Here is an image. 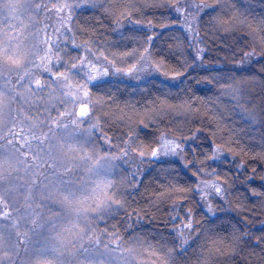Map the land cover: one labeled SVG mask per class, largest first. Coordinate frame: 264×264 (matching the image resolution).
<instances>
[{"label": "trees", "instance_id": "obj_1", "mask_svg": "<svg viewBox=\"0 0 264 264\" xmlns=\"http://www.w3.org/2000/svg\"><path fill=\"white\" fill-rule=\"evenodd\" d=\"M154 2L106 0L102 7L77 13L73 23L71 47L82 59L98 56L100 47L111 56L136 51L147 52L154 62L168 61L158 77L137 83L127 80V73L115 79L110 74L93 89L103 104L105 140L116 139L127 155L139 156L131 163L135 186L125 193L123 209L108 229L151 244L169 264H264V71L256 62L264 57L240 60V49L259 54L264 48L251 27L264 21V0H224V15L234 19L231 29L218 35L209 19L219 9L207 10L198 33L202 44L179 28L171 8L152 7ZM206 3L215 6V0ZM173 36L184 38L189 56L194 55L189 45L205 48L204 63L190 71L192 78L166 74L178 63ZM229 72L237 78L235 95L231 81L212 80ZM186 96L191 108L184 105ZM166 141L178 145L174 153ZM207 142L219 144L224 163L206 159ZM154 149L155 160H144L145 152ZM215 171L227 173L231 183L224 185V200L217 198L214 217L188 189L191 180L202 186L215 179L210 175ZM189 207L194 226L181 232Z\"/></svg>", "mask_w": 264, "mask_h": 264}, {"label": "rangeland", "instance_id": "obj_2", "mask_svg": "<svg viewBox=\"0 0 264 264\" xmlns=\"http://www.w3.org/2000/svg\"><path fill=\"white\" fill-rule=\"evenodd\" d=\"M105 3L0 0V264H169L151 244L108 229L139 156L105 140L93 89L110 74L147 81L160 67L147 52L73 54L77 13Z\"/></svg>", "mask_w": 264, "mask_h": 264}, {"label": "snow or ice", "instance_id": "obj_3", "mask_svg": "<svg viewBox=\"0 0 264 264\" xmlns=\"http://www.w3.org/2000/svg\"><path fill=\"white\" fill-rule=\"evenodd\" d=\"M152 7H167L171 8L176 16L178 17V20L176 23L179 25L180 29H183L185 33H187L191 39L194 42L204 43L203 41L199 40V28L201 24V18L203 14L210 9L218 8L219 11L212 15L209 19V23L211 25V29L213 33L219 34V32L224 31L227 32L232 27V21L234 19L233 17H227L224 15V0H215V6H209L208 3H206V0H155V2L151 5ZM169 24V22H167ZM253 28V31H255L257 34H259L260 39L264 41V21H262L259 25L251 26ZM151 39H154V37H151ZM172 39L175 41L174 47L175 51L179 53L177 59L178 63L176 65L171 66V71H166V74H171L173 79L184 77V79L192 78L190 77V71L194 70L195 68H199L205 60L206 51L204 47H198L195 43L192 45H189V47L194 48V55H187L184 51V38L173 36ZM241 51V63H244L246 61L252 60L253 57L259 56L264 57V48L261 49L260 53L257 54L254 50L248 51L244 49H240ZM257 63L260 64L261 71H264V62L257 60ZM157 63L158 67L166 69L168 67V61L164 58H161L159 61H155ZM131 71V69H129ZM197 80V82H200L199 77L194 78ZM212 80H215L217 83L224 82L227 84L228 81H231L232 83L228 85L229 90L232 92L233 95L239 92V89L236 84L237 78L233 76L230 72L225 73L220 77H213ZM191 89H189L190 91ZM191 96H186L184 100V105L186 107L191 108ZM166 144H171V151L174 153L178 147V145L171 143V142H165ZM212 143H205L203 145V149L205 152L206 159H209L212 161V163L219 162L220 164L224 163V160L221 159L222 157V149L217 144L215 147H213ZM153 157L157 156V152L153 151L151 153ZM238 167H243L242 165H239ZM231 171V169H229ZM210 175H213L215 179H210L207 182L203 183L202 186L197 184L196 181L191 180L189 177L188 179L192 181L193 187L188 189L189 191L195 193L197 196L200 197V202L203 204L204 209L206 212L211 216H216V206H217V198L219 200H224L226 196V189L224 187L225 183H231V181L228 180V174L223 173L221 171H215L214 173H210ZM261 195H264V192L260 193ZM215 204V207L213 206ZM178 211V210H177ZM177 217L180 216L177 215ZM176 217V218H177ZM183 219L186 221L185 224H183V227L180 229L181 232H183L185 229L191 230L194 226V214L192 208H187L186 215L183 217ZM216 219L220 223H231L230 220L227 219H220L219 217H216ZM235 225H233V234L237 231Z\"/></svg>", "mask_w": 264, "mask_h": 264}, {"label": "water", "instance_id": "obj_4", "mask_svg": "<svg viewBox=\"0 0 264 264\" xmlns=\"http://www.w3.org/2000/svg\"><path fill=\"white\" fill-rule=\"evenodd\" d=\"M88 114H89V109H88V107L85 106V105L80 106V107L78 108V110H77V115H78V117H79L80 119H84V118H86V117L88 116ZM155 151H156V150H155Z\"/></svg>", "mask_w": 264, "mask_h": 264}]
</instances>
